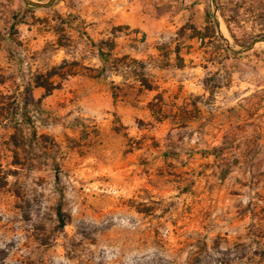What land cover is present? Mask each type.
I'll list each match as a JSON object with an SVG mask.
<instances>
[{"label":"rangeland","instance_id":"374dc122","mask_svg":"<svg viewBox=\"0 0 264 264\" xmlns=\"http://www.w3.org/2000/svg\"><path fill=\"white\" fill-rule=\"evenodd\" d=\"M216 7L0 0V264H264V0Z\"/></svg>","mask_w":264,"mask_h":264},{"label":"water","instance_id":"95a60500","mask_svg":"<svg viewBox=\"0 0 264 264\" xmlns=\"http://www.w3.org/2000/svg\"><path fill=\"white\" fill-rule=\"evenodd\" d=\"M25 1L31 7L44 8V9L51 8L56 2V0H49L48 3L42 4V3H37V2L31 1V0H25ZM212 2H213V5L215 7L214 14H215V19H216L215 20L216 21V26H217L219 32H221V24H220V22H219V20L217 18L216 0H212ZM222 39L229 43V41L223 35H222ZM262 42H264V40H262ZM255 45H256V43H253V44H250L247 47H245L242 51H238V50H234V51L235 52H246V51L251 50Z\"/></svg>","mask_w":264,"mask_h":264},{"label":"trees","instance_id":"16d2710c","mask_svg":"<svg viewBox=\"0 0 264 264\" xmlns=\"http://www.w3.org/2000/svg\"><path fill=\"white\" fill-rule=\"evenodd\" d=\"M38 86H40V87H44L43 85H38ZM46 88L48 89V87H46ZM31 91H32L31 87H30V86L27 87V93H31ZM47 91H48V92H51L50 89H48ZM29 102H30V101H29L28 98H25V99H24L25 107L28 106ZM59 216L61 217L60 220H61L62 226H65V220H64V218H63V216H62L61 210H59Z\"/></svg>","mask_w":264,"mask_h":264},{"label":"bare ground","instance_id":"6f19581e","mask_svg":"<svg viewBox=\"0 0 264 264\" xmlns=\"http://www.w3.org/2000/svg\"><path fill=\"white\" fill-rule=\"evenodd\" d=\"M223 31H224V34H225L226 33L225 29H223Z\"/></svg>","mask_w":264,"mask_h":264}]
</instances>
